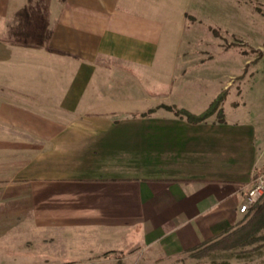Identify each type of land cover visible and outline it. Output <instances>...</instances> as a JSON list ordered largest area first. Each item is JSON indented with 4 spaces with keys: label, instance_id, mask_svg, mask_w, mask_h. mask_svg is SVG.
I'll list each match as a JSON object with an SVG mask.
<instances>
[{
    "label": "crops",
    "instance_id": "1",
    "mask_svg": "<svg viewBox=\"0 0 264 264\" xmlns=\"http://www.w3.org/2000/svg\"><path fill=\"white\" fill-rule=\"evenodd\" d=\"M173 2L0 0V264L154 263L243 219L264 169L244 91L139 79ZM223 90V121L161 108L198 115Z\"/></svg>",
    "mask_w": 264,
    "mask_h": 264
},
{
    "label": "rangeland",
    "instance_id": "2",
    "mask_svg": "<svg viewBox=\"0 0 264 264\" xmlns=\"http://www.w3.org/2000/svg\"><path fill=\"white\" fill-rule=\"evenodd\" d=\"M172 4L167 16L171 28L161 47L165 58L158 71L139 79L198 82L208 84L210 93L228 83L233 95L244 91L242 112L264 131V0H201L186 10L181 9L183 1ZM179 11H184L183 20H175ZM45 59L51 61L50 55ZM173 96L178 102L180 96ZM132 250L133 244L124 254ZM148 264H264V195L218 241Z\"/></svg>",
    "mask_w": 264,
    "mask_h": 264
},
{
    "label": "trees",
    "instance_id": "3",
    "mask_svg": "<svg viewBox=\"0 0 264 264\" xmlns=\"http://www.w3.org/2000/svg\"><path fill=\"white\" fill-rule=\"evenodd\" d=\"M227 94H228L227 90L221 91L211 101V103L209 104L207 109L204 110L202 113H200L198 115L191 114V113H189L188 111H185V110H175L173 108L166 107V106H162L161 108H163V109H165L167 111L173 112L175 116H177L179 118H182V119H185L190 124H197V123L204 122V121H206L207 119H209L210 117H212L214 115L216 116L217 120L223 121V112H222L221 105L226 100ZM262 171H264V169L255 172L254 176L259 175ZM254 206L250 210H252L254 208ZM261 209H262V206H258L256 211H260ZM218 239L214 238L213 240L210 241V243H214V242L218 241ZM207 243H209V242H207ZM216 248H217V246H216Z\"/></svg>",
    "mask_w": 264,
    "mask_h": 264
},
{
    "label": "built area",
    "instance_id": "4",
    "mask_svg": "<svg viewBox=\"0 0 264 264\" xmlns=\"http://www.w3.org/2000/svg\"><path fill=\"white\" fill-rule=\"evenodd\" d=\"M264 195V171L254 176L248 189L246 190L243 203L239 207V213L246 215L250 209L256 205Z\"/></svg>",
    "mask_w": 264,
    "mask_h": 264
}]
</instances>
